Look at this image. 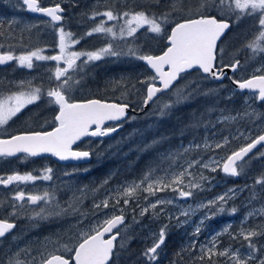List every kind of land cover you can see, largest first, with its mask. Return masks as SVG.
I'll use <instances>...</instances> for the list:
<instances>
[{
	"label": "trees",
	"instance_id": "1",
	"mask_svg": "<svg viewBox=\"0 0 264 264\" xmlns=\"http://www.w3.org/2000/svg\"><path fill=\"white\" fill-rule=\"evenodd\" d=\"M70 1L74 2V9L79 7L80 0ZM150 1V10L144 6L136 7V9H145L148 14L154 13L157 16L171 12L169 23L163 26L164 31L161 34L146 31L138 33L132 38L113 39L111 41L113 49L120 53L119 56H106L101 60L87 62V64L83 63L84 58L77 60L76 67L67 72V76L71 77L70 91L65 93L70 97L69 101L98 98L141 109L145 88L148 85L146 81H149L154 74L148 70L141 59L135 56L161 53L167 46L165 37L172 25L180 20L197 17L198 10L202 14L225 19L231 23L229 31L218 44L217 65L239 61L238 71L232 77L244 79L253 74L254 65L261 62L259 55L262 53L253 52L248 47L249 44L245 42L249 36L253 42L255 40L253 36L258 35L259 30H257V26L254 28V21L248 17V14L237 19L239 10L233 12L227 6L221 8L219 0ZM202 4L203 7H201ZM173 7L176 11H173ZM94 11L95 9L88 11L86 16L81 11L72 15L75 25L71 32H74L75 37L79 40L81 50L101 47L106 43L102 38L89 39L85 35L86 27L90 25L89 16H92ZM65 21L63 20L60 24L64 25ZM58 25L28 14L21 0H5V2L0 0V53L17 55L52 46L57 41L56 27ZM130 49L135 52V56L129 54ZM220 49H223L222 55ZM259 73H264V67ZM17 74L18 78L25 80L32 76L36 87L40 88L51 87L54 89L59 83L51 73L41 71L37 63L33 64L31 69H17ZM9 77L10 75L6 72H0V80L10 81L7 79ZM63 79L61 78V80ZM244 96V93L233 89L227 78L216 82L208 76L202 75L198 70L182 74L169 91L162 93L152 102L149 109L139 115H129L124 121L122 129L117 133L107 138L87 139L78 144L77 148L89 151L91 160L88 163L71 165L54 162L50 181L43 183L44 186L40 188L42 195L47 192L54 197L50 203L42 201L38 206L19 207L12 197L16 187L11 186L6 190V195L2 196L5 202L7 200L8 208L0 206V215L2 217L5 215L6 217L14 216L12 213L15 211L16 214L37 216L36 214L41 213V209H44L43 215L47 216L45 220L54 222L57 226L68 225L62 231L55 229V242L49 252L71 256L74 248L82 239L78 234V223L81 219L94 217L95 213H100L103 210L101 204L105 195H103L101 183L107 177H110V182H114L120 188L128 183H131L130 186L140 185L135 190L142 192L141 186L148 179L153 180L160 175H165L170 170H178L179 166L185 164V161L198 158L199 163L189 168V172L205 185L210 184L212 179L219 181L214 186V191L230 184L241 185L248 182L246 180L254 184L248 186L247 192L252 188L258 190L260 188L256 183L258 176L262 174L260 176L264 180V154H260L261 157L259 154H250L243 161L238 162L239 175L234 180L226 174H221L220 169L213 172L211 168L202 166L203 161L211 155L209 153L219 152L209 143L225 134V127L216 125V120L236 109H242V104L246 101ZM166 105L168 107H165ZM26 124L31 128L36 127L35 123ZM201 141H206L210 147L193 146L194 143ZM220 149H223L220 152L224 153V156L229 155L226 153V148ZM199 152L205 154H196ZM21 160V158L1 157L0 176L10 174L13 168L20 167ZM71 167L74 169L71 170ZM38 168L39 166L35 169ZM182 172L185 170L180 169L173 174L179 177ZM187 175L188 173L185 172L182 177L185 179L184 181L189 178ZM250 176L253 178L251 179ZM171 178L172 174L167 181ZM167 183L176 187L179 185L173 182ZM170 188H165L163 191L168 193ZM3 191L0 189V193ZM106 198L108 208L111 210L117 208L118 213L126 217L125 223L118 230L119 235L115 242L114 254L109 264H170V261H174L176 264H220L213 259L215 255L209 259L207 253H196L195 249L185 250L183 244L185 232L179 230L177 226L174 227L173 222L167 220H154L156 223L163 224L162 228L166 232V239L162 249L167 254L162 255L163 259L160 258L152 263L146 262L145 252L149 248V242L142 237L144 233L140 231L141 228H129L131 221L129 223L127 219L130 213L131 216H134L132 220L136 219L135 216L139 218L140 215L135 213V209L140 204V196L134 194L127 197L124 195V189H120L118 194L113 193ZM125 199L128 200L127 204L124 203ZM237 201L235 199L233 202L225 204L224 209H227L229 204L232 207ZM13 203L17 205L15 209L12 207ZM97 205L100 207L97 208ZM61 209L66 211L59 215H48V213H59ZM74 209L75 211H73ZM215 212L218 217L215 220L217 224L219 218H221L220 221L225 220V210L223 212L216 210ZM145 218L146 215H142L139 218L140 223H143ZM33 222L35 223H31L32 225L38 224L36 221ZM242 231L256 232L257 235L251 237L250 240L259 247V242L264 239V216L251 217L241 222L236 219L230 232L220 236L222 244L242 246L244 243H239L245 241L241 234ZM42 235V232L39 233L35 239H39ZM65 245L73 251H66ZM30 246L34 248L42 245L34 242ZM45 252L46 250H39L35 254L42 257ZM198 254H204L203 260H201L202 256ZM171 256L174 260L171 259ZM244 256L246 259L249 255ZM164 261L166 262L164 263ZM261 261H264V255L257 252L251 259H246V264H261Z\"/></svg>",
	"mask_w": 264,
	"mask_h": 264
},
{
	"label": "snow or ice",
	"instance_id": "2",
	"mask_svg": "<svg viewBox=\"0 0 264 264\" xmlns=\"http://www.w3.org/2000/svg\"><path fill=\"white\" fill-rule=\"evenodd\" d=\"M23 4L27 6V9L36 12L46 14L51 18V22H59L62 20L61 13L63 9L59 4L54 7H41L38 0H23ZM234 5V6H233ZM219 6L221 8L227 6L231 11L239 10L237 19L244 14L251 15L253 13H261L259 18V26L264 29V0H219ZM203 7V4L201 5ZM250 10V11H249ZM173 11H176L173 7ZM97 16L106 17L108 21L123 19L124 23L120 26L119 36L124 37L134 36L137 29L143 28L145 25L148 26L150 33H161L164 31V25L169 23V18L172 16L171 12L162 13L159 16L156 14H148L144 11L138 12H124L119 16L115 15L111 10L103 13L94 12L91 19H95ZM106 21H102L96 27L92 28L91 31L85 33L86 36H91L94 33L102 34L105 37L115 38L117 33L113 28L105 27ZM230 27L229 23L224 20H217L216 17L205 15L199 12L196 18L184 19L183 22L175 23V26L171 28L170 34L167 36L169 46L162 55L158 56H139L138 58L146 61L147 65L154 70V75L149 81L147 88V98L144 103L147 104L156 93L163 90L169 89L174 81L184 73L191 69H197L205 74H210L213 78L220 79L224 73V67L230 68L233 72L239 66V61L232 63L231 65H224L218 67L217 65V42L221 38L222 34L226 29ZM59 50L60 54L55 56L42 55V49L30 51L25 55L15 57L11 54L0 55V64H4L7 61L17 60L20 66H26L31 69L33 67V58L36 60H52L57 62L55 69V79L59 82L57 87L49 89L46 93L49 98V103L58 106V114L54 120L56 126L51 131H32L19 135H12L8 139L0 138V156H13L16 153H25L28 156H37L41 153H51L61 160H67L69 158L80 159L90 155L86 151H74L73 144L80 140L84 136H105L111 132L116 131L115 128L102 127L105 121H117L125 115L127 104H115L106 103L101 100H87L86 102L75 103L69 102L70 97L66 96L65 93L70 91L71 85L69 81L71 77L67 76L68 69L76 67V61L81 56L86 57L83 62L87 64L90 61L100 60L104 56H119L120 53L113 49L112 43H108L105 47L98 49L93 52H74L69 51L72 44H76L79 41L73 38L72 33L65 32L63 27L59 28ZM264 30L260 31L256 39L251 42L248 47L253 52L261 51L264 52ZM129 54H135L130 49ZM220 54H223V49H220ZM64 61L66 67L61 68L59 62ZM167 66V71H165ZM61 78H64L61 80ZM159 80L161 87H156V81ZM238 88L254 90L258 92V99L264 101V75H254L246 80L235 81ZM20 88L24 87V83L21 82ZM42 94L41 88L32 87L28 85L27 91H18L11 93L10 95L0 98V126L8 123L14 116H16L26 105L32 104L39 100ZM165 107H168L166 105ZM163 114V113H162ZM227 119V118H226ZM234 119V118H233ZM95 126L94 130L92 126ZM227 138L224 139L223 143H216V148H223L227 145ZM264 143V135L248 143L245 147L240 148L238 151H234L231 155H228L224 159L222 165L215 160L205 163L202 166L204 168H211V171H216L217 168H221L225 174L231 176L239 175L237 170L238 162L243 161L244 157L251 152L257 144ZM205 147H210L205 145ZM199 161L191 162L188 167H194ZM215 164V167L212 165ZM51 169H46L45 174L41 177H35L31 174L27 175H11L7 178L0 177V184L8 185L13 181H34L36 179L50 180ZM187 170H185L186 172ZM185 172L179 174V177L173 181L176 184H182L183 181L180 177L185 175ZM190 175V173H188ZM164 178L157 179L154 183H150L145 189L149 195H155V190L163 191L165 188L171 187V184L164 183ZM202 179H204L202 177ZM257 184L264 183L262 180H257ZM140 185H133L124 190V195L131 197L135 193V189ZM191 188H199V184H190ZM230 192L234 190H229ZM192 195L191 191L179 190L180 197H189ZM54 197L50 196L47 192L43 196L31 195L27 197V200L33 204L38 201H44L50 203ZM227 194L217 197L214 201H209L207 205H200V207H210L212 205L219 204L218 211L223 212L225 209L223 204L226 203ZM14 201H25V193L18 192L14 197ZM124 203L127 204L128 200L125 199ZM171 203V201L158 200L155 204H151L150 207L155 209L157 204ZM104 207L108 206L107 201L103 202ZM12 207L15 209L17 205L13 203ZM23 207V205H19ZM100 207L99 205L96 206ZM64 209H61L59 213H48V215H59L63 213ZM75 211V209L73 210ZM145 208L143 212H147ZM235 212L236 209L231 210ZM44 209H41V213H37L41 219H46L47 216L43 215ZM15 211L12 215H15ZM143 214V213H142ZM183 215L188 216L189 211H185ZM124 217L122 215L114 216L111 219L105 220L102 224L89 229L88 232L79 233L81 242L74 248V264H109L111 257L114 254V248L119 232L113 233V229H116L118 225L123 223ZM203 223V221H201ZM15 225L8 222L6 219H0V238L4 237L6 233H9ZM227 231V229H225ZM195 232L198 234L200 228L197 227ZM106 233H112L107 239H105ZM244 235L245 240H249V249H253L250 238L256 236L257 233L249 231ZM165 241V230L162 228L158 234V240H156L152 247L148 248L145 252V256L150 261L157 259V250ZM195 245L193 244V247ZM66 251H73L64 246ZM215 238L212 242L211 248L201 247L202 252H207L209 259L212 255H221L228 257L232 264H246V259L252 258V253L249 252V256L246 259H241L239 250L231 252L230 249H225L222 252H215ZM231 252V255L229 253ZM19 256V253L16 254ZM203 256L201 260H203ZM9 264H13L12 261ZM15 264H22L20 260H16ZM42 264H70L69 260L63 255H49L47 259L42 260ZM264 264V261H261Z\"/></svg>",
	"mask_w": 264,
	"mask_h": 264
},
{
	"label": "rangeland",
	"instance_id": "3",
	"mask_svg": "<svg viewBox=\"0 0 264 264\" xmlns=\"http://www.w3.org/2000/svg\"><path fill=\"white\" fill-rule=\"evenodd\" d=\"M67 1H68V3L70 2V0H67ZM64 2H65V0H64ZM81 10H83V8L80 9V7H78L77 9H74L73 4L70 5V11L73 12V13H71V15H73V14L75 15L77 12H79ZM87 11H91V10L88 8ZM98 13H103V12L98 11ZM260 15H261V13L257 12V13H253V14L248 16L250 19H252L254 21V28H256V26H257V30L259 29L258 35H259L260 31L264 30V29H261V27L259 26ZM71 17L72 16H68V18H67V16H66L67 20L65 21V24L64 25L59 24L56 27V34L58 35L57 41L52 46H49L47 48H41L43 50L41 53L42 55L54 56V55L60 54V50H59V46H58L59 45V31L58 30L60 27H63L65 32L72 33L73 38L78 40L75 37V33L71 32L74 30L73 25H75V23H73L74 19L73 18L71 19ZM90 17L91 16H89V18ZM102 21H106L105 27H110V28L114 29V31L117 33V36L115 38L105 37L102 34L94 33L93 35L87 36V37L89 39L90 38H93V39L103 38L105 40L104 42H106V43H104L103 46L93 48V49L81 50L79 47V42H78L76 44H72L71 47L69 48V51H74V52H78V53H80V52H93V51H97L98 49H100L102 47H105L108 43H111V41H113V39L126 38V37H120L119 36L120 26L124 23V20L122 18L117 19V20H111V21H108L107 18L103 17V16H97L95 19L90 18V25L87 26L85 33L91 31L92 28L96 27ZM144 30L148 31L147 25H145L143 28L137 29V31L134 35H136L138 33H142V32H144ZM155 34H157V33H155ZM159 34H161V33H159ZM256 35L253 36V39H256V37L258 36V35L257 36ZM125 36H127V35H125ZM251 39L252 38H250V36H249L248 39L245 40V42L247 44H250L252 42ZM261 43H262V45H264V41H262ZM31 51H34V50H31ZM28 52H30V51L18 53L17 55H13V56L18 57L21 55H25ZM258 52L262 53L259 55L261 62H257L254 65V67H253L254 73L250 74L249 76L256 75V74H264V73H259V71H261L264 67V52H261V51H258ZM132 56H135V54ZM105 57L106 56L102 57L101 59H103ZM135 57L138 58L139 56H135ZM80 58H84V61L86 60V57H84V56H81ZM36 63H37V66L41 68V71L49 72L55 77L54 74H55V69L57 67L56 61L36 60L35 58H33V64L35 65ZM59 66L61 68H64V67H66V64L64 63V61H60ZM19 68L21 69V68H27V67L26 66H20L18 61L14 60V63L10 66V69L4 71L8 75H10V77L7 78L10 81L0 80V95L1 96L4 94H5L4 96H7V95H10V93H15L18 91H27L29 84H31L32 87H36L35 83L33 82L32 76H30V79H27V80H25V79L17 80V79L13 78L14 72L17 71V69H19ZM69 70L70 69H68V71ZM249 76H247V77H249ZM45 79L47 80L46 75H45ZM21 82L24 83L23 88L19 87ZM36 88H39V87H36ZM45 89L48 91L49 89H51V87L45 88ZM143 100H144V98H143ZM262 125H264V117H263V121L257 127L260 128V126H262ZM223 141H224V139L222 140V139H216L215 138L209 144L210 145H216V143H223ZM206 144L208 145V143L206 141H201L199 143H194L193 146L194 147H200V146L206 145ZM223 148H226V146ZM215 149H218L219 152L215 151V152L209 153L211 155L206 160L203 161V164L209 163L210 161L215 160V161H218L222 165L224 159H226V156L223 155L224 153L220 152L223 149L216 148V147H215ZM259 157H261L260 154H259ZM193 161H199V159L195 158V159H192L190 161L187 160V161H185L184 165L179 166L178 170L173 169V170H170V172L165 173V175H160V176L154 178L153 180L148 179L147 182H145L141 186L142 192H137L135 190L134 194L137 195L138 197L140 196V198H141L140 204H138V207L135 209V213L140 215L139 218L142 215H146V218L149 219L151 222L147 221L144 223H140V219L136 216H135V218L138 220H136V219L132 220L131 213H130L127 217L129 223L131 221V225L129 226V228L130 229H134V227L135 228H141L140 231H142L144 233L142 235V237H144L149 242V248L153 246V244L156 240H158V234H159L160 230L162 229V225H163L159 222L156 223L154 220L162 219L163 221L167 220L168 222H173L174 227L177 226L179 230L185 232V236H184L185 240L183 241V244L185 245V250H187V251H191V250L195 249L196 253H197V251L201 252V254L207 253L206 251L202 252L201 247L203 246L206 249L211 248L213 239L215 238V249H214V251L217 253L222 252L225 249H230L231 252H235L236 250H239V255H240L241 259H245L244 255L248 256L249 252L252 253V256L257 252H259L261 255H264V239H262L259 242V247L255 244H253L251 241L252 245H254L253 249H249V240H245L244 242L240 241L239 243H244V244L242 246H240L239 248H236L230 244H222L221 239H219V236H221L222 234L230 232V229L235 224L236 219H239V222H241V221H246L247 219H249L251 217L264 216V197H263L264 183L259 184L260 188L258 189V195H255V190H253L251 194H248L246 192V189L248 188V186H250L252 184L251 181L246 180V178H248V177L245 178V180L248 181L246 183H243L241 185L230 184L228 186L221 187L218 191H214V186H216L219 183V181H214L212 179L210 184H207V185H205L203 182H199V180L194 178L192 176V174L189 172L188 165ZM212 167H215V164H213ZM70 169L72 170L74 168L71 167ZM180 169L187 170L186 172L190 173V175L189 174L187 175L189 177V178H187V181H184L185 179L181 177L180 179H182L184 182L182 184H179L178 187H176L172 184L171 188L168 190V193L154 189L155 195H149V193L147 191H145V189H147V187L150 183H154L159 178H164L163 179L164 183L175 181L176 177H178V176L173 174V172L180 171ZM217 169H220L221 174H225L221 168L218 167ZM237 169H238V166H237ZM43 171L44 170L42 168H40V169H37L35 171L38 173L37 175H32V174L31 175L35 176V177H41L42 175L45 174L44 173L45 171L44 172ZM84 171H85V169H84ZM15 174H19V175L23 176V175H27L29 173L13 172L11 175H15ZM171 174H172V178L167 181V179L170 177ZM11 175H9V176H11ZM226 175L229 178H232L233 180L238 178V175L237 176H231L228 174H226ZM260 175H262V174H260ZM260 175L258 176L257 180H260V178H261V180L264 181L262 176H260ZM250 178L252 179L253 177L250 176ZM34 181H35V183H34ZM34 181H13L11 184H8L7 187H10V186L18 187L19 190L14 193L16 195L18 192H21V190H24L23 186H27L28 184L34 183L36 185H34V186L32 185L33 191H31L30 194L31 195H37V196H43L40 193L42 191V190H40V188L44 186L43 183H47L50 180H43V179L38 178ZM130 184L131 183H128L127 185H124L123 187L121 186V188L119 186L117 187L115 185L113 188L110 189L109 193L110 194H113V193L118 194L120 189L125 190L126 188H128L130 186ZM190 184H199L200 187L199 188H191ZM252 185H254V184H252ZM101 186L103 188V190H102L103 194L104 195L108 194V191L105 189V184H101ZM179 190L191 191L192 195L189 197H183L182 198L179 196ZM229 190H234V191L230 192ZM199 194H202V195L199 197ZM225 194H227V199H226V203L223 204L224 208H225V206H224L225 204H227L229 202H233V200H235V199H237L238 201L232 207H231V204L228 205L227 209H225V212H224V216H225L224 219L225 220L220 221L221 218H219V223L217 224L215 222V220L218 217L216 216L215 211L216 210L218 211V208L220 207V205L216 204V205H212L210 207H200V205H202V204L207 205L209 201H214L217 199V197L223 196ZM15 195H13V196H15ZM247 196H249V197H247ZM105 199H107L106 196H105V198H103V200H105ZM158 200L171 201V203L157 204V207L155 209L151 208L150 205L155 204ZM39 202H41V201H39ZM212 207H214V209H212ZM145 208L148 209L147 212H143V210ZM233 208L236 209L235 212L231 211ZM185 211H189L188 216L183 215V213ZM118 212H119V210H117V208L116 209L112 208V210H111L108 207H103V210L100 213L94 214V217H91L89 219L88 218L81 219L80 223H78L79 224L78 234L81 232H88L90 228L95 227L99 224H102L103 221H105L108 218V216L114 215V214L117 215V214H119ZM220 216L222 217V215H220ZM201 221H203V223H201ZM132 223H134V224H132ZM51 225L54 226V229H53L54 234H55L54 238L56 237L55 229L58 231H62L63 228L66 229L68 226L67 224H65V226H60V225L57 226V224H55L54 222H51ZM77 225H74V226H77ZM197 227L200 228V232L198 234L195 232V229ZM28 229L31 230L33 233L35 231V229L30 228V227ZM225 229H227V231H225ZM242 233L246 234L247 232L242 231ZM260 236H261V234H260ZM165 239H166V232H165ZM193 244L195 245L194 247H193ZM162 247H163V244L157 250L158 255H157V259L155 261L159 260L160 258L163 259L162 255L167 254L166 252H164ZM231 252L229 253V255H231ZM201 254H198V255L204 256V254L203 255H201ZM5 259L7 260L6 264H9L10 261H12L13 264H15V261L18 259V257H11L9 255H6ZM171 259L174 260L172 256H171ZM213 259L215 261H217V263H220V264H232V261L226 256H221V255L216 256L215 255L213 257ZM186 260H190V259H186ZM152 262H154V261H151V263ZM165 262L166 261H164V263ZM170 264H176V263H174V261H170Z\"/></svg>",
	"mask_w": 264,
	"mask_h": 264
},
{
	"label": "flooded vegetation",
	"instance_id": "4",
	"mask_svg": "<svg viewBox=\"0 0 264 264\" xmlns=\"http://www.w3.org/2000/svg\"><path fill=\"white\" fill-rule=\"evenodd\" d=\"M3 1L5 2V0ZM21 3L23 4V0H21ZM38 3L40 6L61 4L62 7L65 9V13L62 17V20L57 23H53L49 19L40 17V18L47 20L51 24L58 25L61 22H63V20H67L66 16L67 18L68 16H72L71 13L73 12L70 11V5L71 4L74 5V2L70 1L68 3L67 0H65V2L64 0H38ZM80 3L81 4L79 5V7L80 9L83 8L81 12H84L85 16L88 13L87 11L88 8L90 10L95 9L94 12H98V11L105 12V11L111 10L117 16H119L120 14L124 12H129V13L138 12V11L146 12L145 9H136V7L144 6V8H147L149 10L151 9L150 0H80ZM144 32L146 31L144 30ZM134 36H124V37H126L127 39V38H132ZM0 54H7V53L1 52ZM13 63H14V60H12V62L9 65L0 66V72L9 70L10 66ZM18 76L19 75L17 74V71H15L13 78L17 80H21L22 78H18ZM146 88H145V91H146ZM41 90H42V94L39 100H37L36 102L32 104L26 105L16 116H14L11 120H9L7 124L0 126V138L8 137L13 134L22 133V132L48 131L56 125L54 118L58 112V106L55 104L49 103V98L46 95L47 90L45 88H41ZM243 93L245 94L244 99H246V101L242 104L243 108L236 109L234 112L226 114L222 117H219L216 120V125H221L225 127V134L219 139L223 140L227 138L228 143L226 145V150H227L226 153L229 155L232 152L238 151L240 148L245 147L248 143H251L252 140L256 139L257 137H259L260 135L264 133V125L260 126V128L257 127L263 121L264 101H260L258 99L257 93H251V92H243ZM4 95L2 96L0 95V98L4 97ZM141 107L143 108V104ZM131 108L135 112H131L130 115L131 114L139 115L142 113L140 112L142 108L141 109H135L133 107ZM26 123H35L36 127L34 128L28 127ZM113 126L114 124H110V125H107L106 127H113ZM213 146L215 148V145ZM196 154H205V153L199 152ZM248 154L249 155L250 154H264V144L259 145L257 148H255L253 151H251ZM5 157H9L11 159L21 158L22 160L20 161L21 162L20 167H18L17 169L13 168L10 174H6L5 176H0L2 178L8 177L13 172H26L32 175H37L38 173L35 172L36 171L35 168H37V166H39L38 169L42 168L44 171L46 169H51L53 171V168H54L53 164L54 162H56L52 156L32 157V156H28L25 153H20L15 156H5ZM34 183L28 184L27 186H23L24 190H21V192L25 193V201H22V202L16 201L18 205L22 204L23 208L38 206L42 202V201L41 202L38 201L37 203L33 204L27 200V197L31 196L30 192L33 191L32 187L36 185ZM101 184H105V189L108 191V194H105V196L112 195L109 193L110 189L113 188L116 184L114 182L113 183L110 182V177H107L106 179H104ZM8 188L9 187H7V185L0 184V189L4 190L3 192L0 193L1 194L0 206H4L6 208H8L7 200L5 202V200L2 199V196L6 195V190ZM18 190H19L18 187H16V191ZM253 190H255V195H258L257 189L252 188L249 192L247 191L246 192L248 194H251ZM14 193L13 195H15ZM13 195L12 197H14ZM201 195L202 194H200L199 197ZM106 200L107 199L105 200L102 199L103 202ZM103 207H104V204L102 203L101 208L103 209ZM115 215L116 214L108 216L106 220L111 219ZM132 217L133 216H131V218ZM0 219H6L8 220V222L13 223L15 225L14 229L10 233L0 238V264L7 263V260L5 259L6 255H9L11 257H18V259L22 262V264H42V260L47 259L49 255H52V254L61 255L57 253L51 254L49 252L53 248L52 245L55 242V238H54L55 234L53 231L54 226L51 225V222L49 220L41 219L39 216L23 215V214H15L14 216H7V217L6 215L3 217L0 215ZM33 221H36V223L38 224L32 225L31 223H35ZM147 221L151 222L149 219L145 218L144 222H147ZM29 227L35 229L34 233L28 229ZM41 232L43 233V235L39 239H35V237ZM219 239H220V236H219ZM34 242H38L42 246L31 248L30 245ZM233 247L239 248V246H233ZM39 250L40 251L46 250V252L44 253L42 257H39L38 255L36 256L35 254ZM17 253H19V256L16 255ZM73 254H74V251L72 252L71 256L63 255L66 259L69 260L70 264H74ZM145 261L148 263L151 262L147 257Z\"/></svg>",
	"mask_w": 264,
	"mask_h": 264
},
{
	"label": "water",
	"instance_id": "5",
	"mask_svg": "<svg viewBox=\"0 0 264 264\" xmlns=\"http://www.w3.org/2000/svg\"><path fill=\"white\" fill-rule=\"evenodd\" d=\"M55 5H56V4H55ZM55 5H47V6H41V7H54ZM59 5H60L61 8L63 9V12L61 13V15H62V17H63V15H64V13H65V9L62 7L61 4H59ZM24 7H25V9H26V12H27L28 14L32 15V16L43 17V18H46V19L51 20V18L48 17L46 14L32 12V11H30V10L27 9V6H26V5H24ZM193 18H196V17H193ZM217 20H218V19H217ZM224 21L227 22V23H229V22L226 21V20H224ZM179 22H183V20H181V21H179ZM55 23H57V22H55ZM177 23H178V22H177ZM229 25H230V23H229ZM174 26H175V24L172 25V27H174ZM172 27H171V28H172ZM171 28H170L169 34H170V32H171ZM229 28H230V27H229ZM229 28L225 30V32L222 34L221 38L218 40V42H217V48H218V44H219V42L224 38V36L226 35V33H227V31L229 30ZM166 44H167L166 48H165L161 53L156 54V55H153V54H148V55H151V56L162 55L163 52L166 51V50H167V47L169 46L168 39H166ZM0 55H5V54H0ZM54 56H55V55H54ZM144 56H145V55H144ZM11 62H12V60H11V61H7V62L4 63V64H0V66H6V65H9ZM142 62L144 63V65L148 68V70H149L152 74H155V73H154V70L151 69L149 65H147L146 61L142 60ZM223 66H224V65H223ZM223 66H220V67H223ZM193 70H197V69H191V70H188V71H186V72L193 71ZM236 70H237V69H236ZM165 71H167V66H165ZM198 71H200V70H198ZM186 72L181 73L180 76H181L182 74H185ZM200 72H201L202 75H204V76H208L210 79H212L213 81H216V82H221L225 77H227L228 80L230 81V83H231L233 89H234L235 91H238V92H241V93H243V92L257 93V95H258V92L254 91V90H248V89H243V90H241V89H239L238 86H237V84L235 83V81H238V80L232 78V74H234L236 71L233 72V71H232L230 68H228V67H224V73H225V75H224L222 78H220V79L213 78L210 74H205V73H203L202 71H200ZM256 75H262V74H256ZM180 76L177 78L176 81L173 82V84L170 86L169 89H166V90H163V91H161V92L156 93V95L153 96V98H152L150 101H148L147 104L144 103V104H143V108H142V110H141L140 112H143L144 110H146L155 98H157L158 96H160L162 93H165V92L169 91V90L173 87V85L179 80ZM252 76H254V75H251V76H249L248 78H245V79H242V80L249 79V78H251ZM155 86H156V87H161V84H160V81H159V80L156 81ZM147 88H148V86H147ZM147 88H146L145 99L147 98ZM93 99H95V100H101V101L106 102V103L122 104V103H118V102H115V101L102 100V99H98V98H89V99H85V100H76V101H69V102L81 103V102H86L87 100H93ZM145 99H144V100H145ZM58 111H59V109H58ZM131 112H135V111H134L133 109H131V108L128 106V108L126 109L125 115H124L123 117H121L119 120H117V121H105V122H104V125H102V127H106V126L109 125V124H116V125L113 126V127H109V128H115L116 131L111 132V133H109V134H107V135H105V136H91V135H88V136L81 137L80 140L76 141V142L73 144V146H72L73 150H74V151H86V152H89V151H87V150H83V149H79V148H77V145L80 144L81 142H83L84 140L89 139V138H92V139H101V138H106V137H110V136L114 135L116 132H118V131L122 128V126H123L122 123L128 118V116L130 115ZM57 114H58V112H57ZM57 114H56V115H57ZM55 126H56V125H55ZM55 126H54V127H55ZM54 127H53V128H54ZM53 128H52V129H53ZM94 128H95V126L93 125V126H92V129H90V131H91V130H94ZM52 129H50V130H48V131H51ZM24 133H27V132L16 133V134H13V135H19V134H24ZM262 135H264V133H263ZM11 136H12V135H11ZM11 136L4 137L3 139H8V138H10ZM260 136H261V135H260ZM257 138H258V137H257ZM261 144H264V143H261ZM261 144H257L255 148H257V147H258L259 145H261ZM255 148H253L251 151H253ZM249 153H250V152H249ZM18 154H19V153H16L15 155H18ZM15 155H13V156H15ZM230 155H231V154H230ZM247 155H249V154H247ZM247 155H246V156H247ZM45 156H52L53 159H54L56 162L61 163V164H84V163H88V162L91 160V155H89L88 157H85V158H80V159L69 158V159H67V160H61V159H59V157H56V156H54V155L51 154V153H41V154H39V155H37V156H32V157H45ZM246 156H245V157H246ZM1 157H5V156H0V158H1ZM119 215H122V214H117V215H115V216H119ZM122 216H123V215H122ZM123 217H124V216H123ZM125 220H126V219H125V217H124L123 223L125 222ZM123 223H122L121 225H118L116 229H113V233H116L117 230L123 225ZM12 230H13V229H11V230L9 231V233H10ZM6 234H8V233H6ZM6 234H5V235H6ZM111 234H112V233H106V234H105V239H107ZM107 236H108V237H107ZM106 237H107V238H106ZM117 238H118V237H117ZM114 244H115V242H114ZM77 246H78V245H77ZM74 254H75V253H74ZM74 254H73V262H74Z\"/></svg>",
	"mask_w": 264,
	"mask_h": 264
},
{
	"label": "bare ground",
	"instance_id": "6",
	"mask_svg": "<svg viewBox=\"0 0 264 264\" xmlns=\"http://www.w3.org/2000/svg\"><path fill=\"white\" fill-rule=\"evenodd\" d=\"M25 10H26V9H25ZM210 16H212V15H210ZM214 17H215V16H214ZM191 18H193V17H191ZM216 19H218V18L216 17ZM218 20H225V19H218ZM180 21H181V20H180ZM226 21H228V20H226ZM178 22H179V21H178ZM228 22H229V21H228ZM176 23H177V22H176ZM229 23H230V22H229ZM230 27H231V23H230ZM229 29H230V28H229ZM228 31H229V30H228ZM228 31H227V32H228ZM168 35H169V33H168ZM168 35H167V36H168ZM167 36H166V38H165V42H166ZM221 41H222V40H221ZM221 41H220V42H221ZM220 42H219V43H220ZM146 55H148V54H146ZM153 55H156V54H153ZM143 56H144V55H143ZM235 62H236V61H235ZM235 62H234V63H235ZM225 65H231V64H225ZM220 66H223V65H218V67H220ZM193 71H195V70H193ZM237 71H238V68H237L236 72H237ZM189 72H191V71H189ZM199 72H200V71H199ZM236 72H235V73H236ZM186 73H188V72H186ZM200 73H201V72H200ZM232 75H233V74H232ZM262 75H264V74H262ZM225 78H227V77H225ZM232 78H233V77H232ZM247 78H248V77H247ZM227 79H228V78H227ZM234 79H235V78H234ZM236 79H237V78H236ZM244 79H245V78H244ZM237 80H242V79H237ZM177 82H178V81H177ZM177 82H176V83H177ZM229 82H230V81H229ZM176 83H175V84H176ZM175 84H174V85H175ZM230 84H231V83H230ZM174 85H173V86H174ZM147 86H148V85H147ZM145 95H146V91H145ZM158 97H159V96H158ZM144 99H145V97H144ZM155 99H156V98H155ZM155 99H154V100H155ZM154 100H153V101H154ZM153 101H152V102H153ZM122 104H124V103H122ZM143 104H144V100H143ZM151 104H152V103H151ZM151 104L149 105V107L151 106ZM127 105H128V104H127ZM128 106H129V105H128ZM129 107H130V106H129ZM149 107H148L147 109H149ZM130 108H131V107H130ZM131 109H132V108H131ZM147 109H146V110H147ZM146 110H144V111H146ZM123 123H124V122H123ZM123 123H122V125H124ZM122 127H123V126H122ZM121 129H122V128H121ZM121 129H120V130H121ZM19 154H20V153H19ZM125 219H126V218H125ZM125 221H126V220H125ZM124 223H125V222H124ZM124 223H123V224H124ZM13 229H14V228H13Z\"/></svg>",
	"mask_w": 264,
	"mask_h": 264
}]
</instances>
